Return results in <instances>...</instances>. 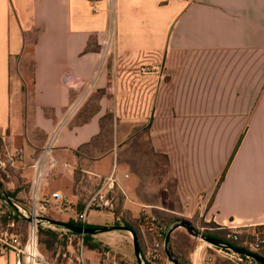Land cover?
Segmentation results:
<instances>
[{
  "label": "crops",
  "instance_id": "obj_1",
  "mask_svg": "<svg viewBox=\"0 0 264 264\" xmlns=\"http://www.w3.org/2000/svg\"><path fill=\"white\" fill-rule=\"evenodd\" d=\"M66 72L95 81L76 106ZM54 134L56 165L35 186ZM0 137L24 153L17 194L58 221L86 213L88 225L144 230L156 209L152 219L264 225V0H0ZM145 142L163 163L139 172Z\"/></svg>",
  "mask_w": 264,
  "mask_h": 264
},
{
  "label": "rangeland",
  "instance_id": "obj_2",
  "mask_svg": "<svg viewBox=\"0 0 264 264\" xmlns=\"http://www.w3.org/2000/svg\"><path fill=\"white\" fill-rule=\"evenodd\" d=\"M16 69V68H15ZM13 69V81L16 80L17 74L16 70ZM21 69L27 73V89L30 90V63L25 62L23 64V67ZM138 155L137 158L134 159V168L139 172H147L148 170H152L155 166L156 162H159L160 165H162L163 161L160 159L159 161L156 158H153L149 151V146L145 142L142 146L140 145L138 148ZM20 159L16 156V150L14 151L8 144L7 141H5L2 137H0V181L2 182L4 189L6 192L14 193L17 191L18 182L17 177L20 176L19 173V166H20ZM145 163H144V162ZM143 165L145 166V171H143ZM121 192V191H120ZM148 199L152 200L155 198H158V191L153 188V186L150 185V190L147 192ZM110 195L116 197H119V193L115 190H112ZM20 208L21 212L25 215H27L30 219L32 218L31 214L33 213V207L34 204H30V202L27 201V198L20 197L19 194H15L13 198H11ZM166 209V208H164ZM155 211L158 210L153 209V211L150 212V215H148V219L145 220V222H149L150 219H152V216H157ZM155 213V214H154ZM163 214L160 215V218L163 219L164 225L166 228H164V232L168 233V231L176 224L180 223V221H185L189 223V225L192 227L191 230L188 229L186 226L181 225L180 227L176 228L170 235L169 240V247L168 251L171 253V257L168 255L167 251L164 249L161 252V255L159 259L155 263H151L148 261V258L146 256L148 246L151 245L156 239V233L153 231H150V229H146L144 227V230L137 228L138 232V241L139 246L141 250V256L143 259L144 264H174L173 259L177 261V264H198V257L200 251V247L203 248V250L211 252V247L213 244L208 243L205 241L204 237H213L211 231H204V236L201 238L203 240H200V238L197 236L200 232L199 228L201 227H211L209 223L203 221L202 219L199 221H196V219H190L185 216L179 215V214H172L169 212H162ZM18 214L15 212L1 197H0V236H3L5 234L8 235H17L21 242L24 244L26 242L28 228H29V222L31 220L25 219L21 215L19 217L16 215ZM39 216H44L47 218L54 219L50 216L49 212L43 211L39 213ZM24 220H22V219ZM56 220V219H54ZM255 227H248V228H237L233 229L232 231L237 232L241 235V239L243 242H247V246L249 247L250 244H253L255 247V251H258V254L264 257V242H262L261 237L256 235L254 239L251 238V235L254 232ZM53 230L55 232L59 233H66L68 232L67 229L59 226L51 225L47 222H40L38 224V249L39 252L45 257L46 261L48 263H52L54 254L52 252H49L46 250V244L40 243V240L46 242V237H40V231L44 230ZM228 229V228H227ZM123 234V233H122ZM84 235L81 236H74L75 240L82 239L85 244ZM105 235H97L93 237L92 240H94V244L99 245V250L96 251L97 253L95 256L100 257V255L103 254L104 250H108L110 253V262L111 264H139L134 252V243L133 238L131 239H125L124 237L120 235H113V238H105ZM166 237V236H165ZM97 238H100L101 241H98ZM215 238V237H213ZM108 242H111V245H108ZM241 242L240 244H242ZM253 242V243H252ZM86 246V245H85ZM259 247V248H258ZM87 248V246H86ZM88 249V248H87ZM53 254V255H52ZM93 254V253H91ZM219 264H233L232 262H224L218 259Z\"/></svg>",
  "mask_w": 264,
  "mask_h": 264
},
{
  "label": "built area",
  "instance_id": "obj_3",
  "mask_svg": "<svg viewBox=\"0 0 264 264\" xmlns=\"http://www.w3.org/2000/svg\"><path fill=\"white\" fill-rule=\"evenodd\" d=\"M142 71L149 74L155 70L149 66H146L143 67ZM61 80L63 84L78 94V100L75 106L81 100L87 98L95 88L94 80H86L69 72L64 73ZM55 135L56 134H54L46 142L42 155L36 159L33 165L36 171V179L34 181L35 186L38 185V182L44 176V168H52L56 165V160L52 155ZM16 156L22 160L24 157L23 151L21 149H17ZM113 181V176H110L108 178L107 185H112ZM52 198L58 202H62L63 200V197L60 193H53ZM33 209V213L31 214L32 218L29 222L26 242L23 244L17 235L5 234L0 236V256L5 257L13 254L15 256V264H91L89 258L87 257V248L84 244V241L82 239L75 240L73 235L68 236L66 246L63 248L59 247L52 263H48L38 249V224L40 222L37 218L39 217L40 212L46 210V206L44 204L34 205ZM78 220L83 224H87V214L84 213L79 215ZM227 228L230 230L236 229L235 226L226 225H218L216 227L211 226L210 228L201 227L199 228L200 232L197 236L200 238V240H203L201 238L204 236V231L212 232ZM150 231L156 233L157 239L148 246L146 256L148 261L155 263L159 259L161 252L165 249V237L163 235V227H160L158 230L150 228ZM234 238L237 239L236 236H234ZM262 242H264V240H262ZM243 246L244 247L239 248L246 249L245 247H247V242H244ZM199 249L201 252L199 253L198 257V264H219L218 259L224 262H232L233 264H260L253 258L247 255L236 253L225 245H212V253L203 250L202 247ZM248 251L254 253L255 247L253 244L249 245ZM97 264H111L109 251L100 255Z\"/></svg>",
  "mask_w": 264,
  "mask_h": 264
},
{
  "label": "trees",
  "instance_id": "obj_4",
  "mask_svg": "<svg viewBox=\"0 0 264 264\" xmlns=\"http://www.w3.org/2000/svg\"><path fill=\"white\" fill-rule=\"evenodd\" d=\"M115 191H117L119 193V197L117 198V208H115L116 213L119 214L121 212V204H122V200H123V195L119 190L116 189ZM16 193H17V191L14 193L6 192V194L10 198H13ZM0 197H1V195H0ZM115 199H116V197H115ZM16 215L19 217L18 214H16ZM146 219H148V218L143 216L142 220H141L142 224L144 225V227H146V229L154 228L155 230H158L160 227H163V235H164V237L166 236V233L164 232V228H166V226L164 225L163 219H161L160 217H156L155 219H150L149 222H145ZM22 220H24V219H22ZM67 223L71 226H76V227L97 228V229L101 228V227H97V226L83 224L79 220H70ZM209 224L212 225V227L218 226L217 224H215L213 222H210ZM114 227L115 228H119V227L130 228L136 235H138L137 230L134 229L128 222H126L124 220V218H121L120 220H116L114 223ZM69 235L81 236V234H76V233H73L71 231L66 232V234H62V233L55 232V231L49 230V229L44 230V231L41 230L40 231V237L44 236L47 238V240L45 242L41 239L40 243L41 244L45 243L46 244V247H45L46 250L49 252H52L55 256L56 251L59 247L63 248L66 246ZM212 235H213V237L217 238L218 240L229 243L233 246L244 247L243 246L244 242L241 239L242 238L241 235L235 231L230 230V229H222V230L212 231ZM256 235L262 236L261 239L264 240V225L257 226L254 228V232L251 235V238L254 239L256 237ZM234 236H236L237 239H235ZM83 237L85 240V245L87 246V248L89 250L100 251L99 245L94 244V240H92L94 235L86 234ZM241 242H243V243L240 244ZM245 248L248 250V246ZM107 251L108 250H104L103 253H105ZM254 253L258 254V251H254Z\"/></svg>",
  "mask_w": 264,
  "mask_h": 264
},
{
  "label": "water",
  "instance_id": "obj_5",
  "mask_svg": "<svg viewBox=\"0 0 264 264\" xmlns=\"http://www.w3.org/2000/svg\"><path fill=\"white\" fill-rule=\"evenodd\" d=\"M0 195L1 198L15 211L17 212L19 215H21L22 217H24L25 219L31 220L27 215L23 214L21 212V208L6 194L4 186L2 184V182L0 181ZM39 220V222H47L51 225L54 226H59V227H63L65 229H67L68 231H71L73 233L76 234H81V235H86V234H90V235H96L98 233L101 232H106V231H111V230H115V229H123V230H128L129 232H131L132 236H133V243H134V252L137 258V261L139 264H144L143 263V259L141 256V250H140V246H139V241H138V237L137 235L130 229V228H124V227H119V228H115V227H104V228H86V227H76V226H71L69 225L67 222H61L58 220H54L51 218H47L44 216H39L37 218ZM181 225L186 226L188 229L191 230V226L189 225V223L185 222V221H180V223L174 225L167 233L166 237H165V250L167 251L168 255L171 257V253L168 251V247H169V240H170V235L171 233L178 227H180ZM205 241H207L208 243H211L215 246H222L225 245L227 246L229 249L233 250L236 253L239 254H243V255H247L251 258H253L255 261H257L260 264H264V257L258 254H255L253 252H250L244 248H239L236 246H233L229 243H225L221 240H218L217 238H213V237H204ZM173 263L177 264V261L173 259Z\"/></svg>",
  "mask_w": 264,
  "mask_h": 264
}]
</instances>
